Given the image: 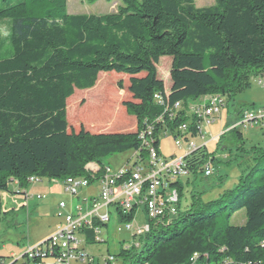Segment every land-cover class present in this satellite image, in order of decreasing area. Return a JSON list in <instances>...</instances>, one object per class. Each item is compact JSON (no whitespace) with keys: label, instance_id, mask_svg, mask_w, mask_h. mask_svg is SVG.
<instances>
[{"label":"trees","instance_id":"16d2710c","mask_svg":"<svg viewBox=\"0 0 264 264\" xmlns=\"http://www.w3.org/2000/svg\"><path fill=\"white\" fill-rule=\"evenodd\" d=\"M117 1L108 13L70 14L65 0H0V21L8 29L5 37L0 30V191H10L14 181L25 189L31 176L92 183L88 163L101 166L105 157L128 150L147 156L139 138L146 124L155 148L161 132L174 135L183 123L196 136L185 110L189 101L205 94L232 99L252 74H264V0H214L199 7L194 0ZM162 56L170 57L168 101L183 105L174 114L153 97L164 92L156 67ZM109 72L127 76L130 98L121 102L124 115L117 114L125 124L132 116L134 129L112 122L73 131L66 106L76 118L87 97L71 102L70 96L75 89L95 91L100 73ZM228 131L249 161L233 187L206 203L192 192L181 211L180 185L177 214L147 218L137 245L112 255L118 264H264V145L245 147L238 129ZM208 155L206 147L192 152L186 159L191 173L200 172ZM239 210L245 221L233 225ZM134 212L117 210V222L129 223ZM96 242L88 231L86 243Z\"/></svg>","mask_w":264,"mask_h":264},{"label":"rangeland","instance_id":"374dc122","mask_svg":"<svg viewBox=\"0 0 264 264\" xmlns=\"http://www.w3.org/2000/svg\"><path fill=\"white\" fill-rule=\"evenodd\" d=\"M196 6H207L214 3V0H194ZM117 0H65L66 10L70 14H101L115 11ZM0 30L3 37L7 36V22L0 21ZM157 76L162 82V91L168 93L172 86L169 78L170 57L162 56L157 59ZM115 72L100 73L95 84V93L90 90H78L70 96L71 102H77L81 98L76 110V118L73 117L72 108L67 111V121L70 129L77 131L80 125L89 128L94 125H109L118 123L125 127L124 131L134 129V118L126 115V124L119 121L117 112L124 115L121 102L130 98L126 91L127 76L116 75ZM249 86L236 93L232 99L222 95L223 105L218 112L214 113V121L209 126H203L204 138H194L197 144H206L207 153L213 158V172L210 176H204L202 172L190 173L183 178L182 196L180 197V210L184 211L191 202L192 192H200L202 203L215 201L220 194L236 183L238 176L245 172L249 161L240 156L237 146L240 144L235 133L228 129L236 122L238 112L264 111V84L257 82V75L252 74L249 79ZM118 83L122 85L121 89ZM113 85V86H112ZM87 92V93H86ZM96 94L97 96H93ZM85 101V103H84ZM84 103V104H82ZM72 105V104H71ZM123 117V116H122ZM125 117V116H124ZM131 118V119H129ZM123 124V125H122ZM125 125V126H124ZM100 131L99 129H97ZM242 133L244 146L264 145V125L254 127H239ZM212 136H218L210 140ZM158 149L162 157L170 158L173 155H181L183 150L177 148L174 143V136L170 132H161L158 136ZM133 150L123 153H116L105 157L102 162L113 169L119 168L132 156ZM225 155V156H224ZM226 160H229L228 162ZM222 177V181L219 178ZM64 181L55 179L40 178L38 181L30 182L25 189L19 188L13 182H9L10 191H0V257L18 258L29 248L48 237L55 229L54 224H59L64 214L69 211L70 202L72 207L82 203L81 195L88 191H96L97 182L88 187L79 189L78 196L72 197L64 190ZM96 195V194H95ZM64 202L67 207L60 208L59 203ZM69 205V206H68ZM111 218L107 225L101 226V238L103 242L86 243L87 253L93 257V264H105L104 258L115 255L119 249L127 248L137 243L133 237L135 229L146 224L147 217L142 207L135 208L133 218L129 223L131 229L116 231V211L114 207L109 208ZM245 221L243 210H239L231 217V224L241 225ZM115 258V257H114ZM52 263L51 259L44 261V264ZM115 258L112 264H118ZM78 264H87L78 261Z\"/></svg>","mask_w":264,"mask_h":264},{"label":"built area","instance_id":"2783aa9c","mask_svg":"<svg viewBox=\"0 0 264 264\" xmlns=\"http://www.w3.org/2000/svg\"><path fill=\"white\" fill-rule=\"evenodd\" d=\"M257 82L264 84V74L257 76ZM153 97L156 103L163 105L165 110L172 111V114L183 109L181 101L173 103L168 101V93L157 92ZM223 102L220 94H205L187 103L185 110L193 118L196 136L192 135L188 123L175 128L174 143L177 148L183 150L181 155H173L170 158L162 157L159 149L154 147V140L151 137L152 127L146 124V128L139 133L142 147L147 150L145 158H140L137 152L133 151L125 164L116 169L104 163L101 166L88 163L86 169L90 173V178H93L92 183L97 182L98 193L81 200L82 203L74 207L71 206L64 214L58 213L62 221L43 241L29 247L21 255L19 264H44V261L48 259L52 260V264H74L78 261L93 264V257L85 249L88 231L94 241L103 242L100 237L101 226L109 223L111 218L109 208L112 206L116 211V216L117 210L121 214H126L132 208L137 207H142L146 217L153 220H168L170 216L176 215L179 201L178 187L183 185V178L191 173L189 161L186 159L194 150L206 147L208 142L197 144L193 139L204 138L203 126L211 125L214 121V113L219 111ZM259 124L261 126L264 124V111L245 110L230 128L254 127ZM216 137L218 136H212L210 140ZM212 161V157L208 155L201 164L200 172L204 176L212 174ZM97 172L99 175L95 178L94 175ZM28 181H38V178L31 176ZM89 184L91 183L88 178L69 177L64 190L72 197H77L79 189ZM59 207L65 208L66 204L60 202ZM123 227L130 230L131 224L117 222L116 231L120 232ZM147 228V223L137 227L133 237L137 238ZM106 259L114 260L112 255L104 258V261ZM17 263L18 258L12 256L0 258V264Z\"/></svg>","mask_w":264,"mask_h":264},{"label":"crops","instance_id":"0c3cea01","mask_svg":"<svg viewBox=\"0 0 264 264\" xmlns=\"http://www.w3.org/2000/svg\"><path fill=\"white\" fill-rule=\"evenodd\" d=\"M238 120V119H237ZM236 120V121H237ZM264 125V124H263ZM225 156V155H224ZM95 183V182H94ZM91 184H93V183H91ZM91 184H89L88 186H90ZM98 185V184H97ZM63 187H64V185H62ZM87 186V187H88ZM98 190H99V187L97 188V190L94 192V191H88V193H85V194H83V195H81L80 197H81V200H83V199H85V198H89V197H91V196H94L95 194H97L98 193ZM85 205V204H84ZM69 206V205H68ZM71 206H72V204H71V202H70V206H69V209L71 208ZM66 207H67V205H66ZM58 224H57V221L55 222V224H54V227H56ZM4 258V257H3ZM7 258V257H6ZM50 264H52V263H50Z\"/></svg>","mask_w":264,"mask_h":264},{"label":"bare ground","instance_id":"6f19581e","mask_svg":"<svg viewBox=\"0 0 264 264\" xmlns=\"http://www.w3.org/2000/svg\"><path fill=\"white\" fill-rule=\"evenodd\" d=\"M68 180H69V178H67L65 181H64V187H65V185H66V182H68ZM14 183H16V181H14ZM173 216H175V215H172V216H170L168 219H171ZM143 232H141V234H142ZM84 263H86V262H84ZM74 264H78V262H75Z\"/></svg>","mask_w":264,"mask_h":264}]
</instances>
